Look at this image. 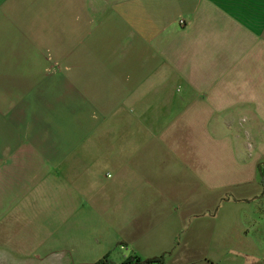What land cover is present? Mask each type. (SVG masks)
Segmentation results:
<instances>
[{"label": "crops", "instance_id": "0c3cea01", "mask_svg": "<svg viewBox=\"0 0 264 264\" xmlns=\"http://www.w3.org/2000/svg\"><path fill=\"white\" fill-rule=\"evenodd\" d=\"M112 251L264 264V0H0V264Z\"/></svg>", "mask_w": 264, "mask_h": 264}, {"label": "trees", "instance_id": "16d2710c", "mask_svg": "<svg viewBox=\"0 0 264 264\" xmlns=\"http://www.w3.org/2000/svg\"><path fill=\"white\" fill-rule=\"evenodd\" d=\"M126 246L121 244L120 247ZM114 251L108 253L96 264H166V256L156 257L152 259H143L136 252H133L129 257L121 259V262L115 261Z\"/></svg>", "mask_w": 264, "mask_h": 264}, {"label": "rangeland", "instance_id": "374dc122", "mask_svg": "<svg viewBox=\"0 0 264 264\" xmlns=\"http://www.w3.org/2000/svg\"><path fill=\"white\" fill-rule=\"evenodd\" d=\"M115 261L119 263L121 262V259L119 257L118 258L115 257ZM16 264H51V263L44 260L43 262L16 263Z\"/></svg>", "mask_w": 264, "mask_h": 264}]
</instances>
